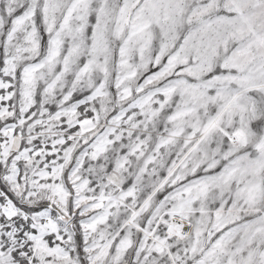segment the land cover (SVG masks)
<instances>
[{
	"label": "snow or ice",
	"instance_id": "1",
	"mask_svg": "<svg viewBox=\"0 0 264 264\" xmlns=\"http://www.w3.org/2000/svg\"><path fill=\"white\" fill-rule=\"evenodd\" d=\"M0 264H264V0H0Z\"/></svg>",
	"mask_w": 264,
	"mask_h": 264
}]
</instances>
